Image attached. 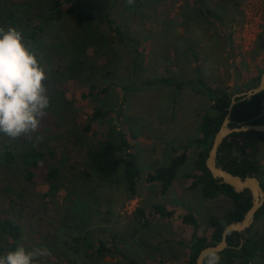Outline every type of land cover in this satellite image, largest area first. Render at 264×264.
I'll list each match as a JSON object with an SVG mask.
<instances>
[{"label": "rangeland", "instance_id": "obj_1", "mask_svg": "<svg viewBox=\"0 0 264 264\" xmlns=\"http://www.w3.org/2000/svg\"><path fill=\"white\" fill-rule=\"evenodd\" d=\"M9 1L0 0V10L10 4ZM106 1L84 0V3L98 9ZM187 1L190 4L188 7L181 0H148L140 8L142 11L138 10L140 13L136 14V20L128 26L141 32L145 56L143 73L138 79L131 75L132 55L121 45L116 56L117 60L120 58V78L103 102L81 97V92L86 88L79 81L53 76L56 68L65 71L69 62L66 56L58 55L54 47H41V54L37 48H32L48 69L46 85L49 96L59 98V102H50V105L58 103L62 110L57 117L53 108H48L43 117L48 123L43 125L41 121V127L32 134V140L22 137L8 142L15 149L43 143L55 147L63 156L62 187L56 193L44 197L48 193L46 185L28 184L26 187L25 196L36 212L33 220H30L35 228L39 229L41 222L44 223V219L36 222L37 216L59 213L66 215L70 223L86 222L90 229L95 228L107 241L111 235L119 236L121 250L142 263L159 264L162 259L163 264H183L188 256L187 244L192 235L191 226L182 222L183 213L195 215L199 224L197 233L208 235V216L221 215L231 207L230 200L224 195L203 198L198 187H189L190 179L185 174L194 170L193 161L197 152L194 146L189 148L188 160L178 169L172 186L164 194L160 192L159 184L146 180L148 172L166 165L172 156L182 151V145L198 134V122L202 113L209 108V101L189 89L178 93L174 87L160 83L125 94L119 85L135 84L144 78L156 76H174L183 80L191 76L194 65L201 64L200 68L209 84L229 86L238 92L245 91L251 80L261 74L264 69V0H239L235 12L231 14L229 11L224 15L222 24L214 16L197 11L198 4L194 0ZM209 6L205 1L204 11ZM182 10L188 12L183 18L180 14ZM218 13L221 14V11ZM197 15L201 19L195 23ZM186 19L193 22L191 26H187ZM201 22L205 27L202 28ZM187 31L200 38L195 39L185 33ZM199 32H203L202 37ZM216 34L224 35L228 42L217 38ZM214 40H220L221 48L216 44L211 48ZM205 44H208V50L213 51L206 52ZM87 52L91 53L92 48H88ZM95 106L113 107L116 110L102 122H97L98 133H112L114 128L122 127L137 134L136 138L130 139L140 170L135 197H128L120 180L101 181L91 173L89 176L81 174L85 168L84 149L80 147L81 143H76L75 138L82 137L81 123L86 113ZM37 137L43 139L37 140ZM230 141L235 153L245 148L256 154L262 168L258 177L264 182V134L256 137L242 132L237 137H230ZM16 161L9 168L0 162V185L7 183L6 178H9L12 186L18 187L21 168L19 160ZM156 204L163 205L171 212L169 219L155 213L153 206ZM44 207L47 209L45 213L42 210ZM137 208L143 210L146 225L143 224L144 219L138 217ZM257 222L258 226H264V213ZM41 243L51 251V255L45 258H49L52 264H60L58 245H48L36 232L26 231L21 245L31 250L40 247ZM80 264L89 263L81 259ZM99 264L126 263L113 251ZM253 264H264V258L255 259Z\"/></svg>", "mask_w": 264, "mask_h": 264}, {"label": "trees", "instance_id": "obj_2", "mask_svg": "<svg viewBox=\"0 0 264 264\" xmlns=\"http://www.w3.org/2000/svg\"><path fill=\"white\" fill-rule=\"evenodd\" d=\"M204 1H194L198 4V11L214 16L220 22L219 9L210 6L204 11ZM218 1H222L225 7L231 5L233 11L237 9L239 2V0ZM9 2L10 4L0 10V25L12 24L22 27L28 45L37 48L39 54L42 53L41 47L42 49L54 47L58 55L66 56L69 62L65 66V71L56 68L53 76L56 75L61 79L67 77L82 83L86 90L81 92V97L105 101L110 88L116 85L120 78L118 76L121 67L120 58L117 60L116 56L121 45L132 55L131 75L133 74L137 79L142 75L145 56L141 32L130 28L128 24L136 20V14L140 13L138 10L144 7L148 0H135L133 5H127L125 0H107L106 2L109 3L104 2V5L98 9L85 5L84 0H36L35 2L11 0ZM88 48H92L91 53L87 52ZM190 75L183 80H178L174 76H156L152 79L144 78L135 84H119L123 94L155 83L172 86L178 93L189 89L195 94L204 96L210 103L209 108L200 116L198 134L182 145V151L172 156L166 165L158 166L146 175V180L159 184L160 192L164 194L172 186L178 169L188 160L189 148L194 146L197 150L193 161L194 170L185 174L190 179L189 187H198L203 198L224 195L230 200L231 207L224 213L208 216V235L197 233L199 224L195 215L190 212L183 213L182 222L192 228V235L187 244L188 256L183 264H195L199 250L219 242L224 227L232 221L242 219L251 205V195L247 189L235 192L230 185L213 178L205 166L213 136L227 112L231 96L237 92V89L209 84L198 64L194 65ZM259 77L260 75L255 76L250 84H247L246 90L256 87ZM58 99V96H50L51 103L59 102ZM57 104H51L49 108H53V113L58 117L62 109ZM114 112L116 110L113 107L95 106L91 112L86 113L81 123L83 135L75 138L78 141L76 143H81L80 147L84 149L85 168L81 174L89 176L91 173L101 181L120 180L128 197L132 198L137 195L140 170L130 139L136 138L137 134L131 129L122 127L114 128L112 133L101 134L96 128L97 122H102ZM41 121L43 125L48 123L45 118ZM240 123H264L263 92L238 99L233 105L229 125L237 126ZM57 126L59 127L60 124ZM240 134L232 133L223 140L218 148L216 164L241 177L259 176L262 168L253 151L243 148L239 153L234 152L230 137H237ZM245 134L261 137L264 133L247 131ZM17 159L21 168L18 189L12 186L9 178H6L7 183L0 185V255L15 250L23 242L26 231H33L43 241H47L48 245L55 247L56 244L58 245L60 264H80L81 259L89 264H99L113 251L126 264H146L121 250L119 236L111 235L107 241L95 228L90 229L86 222L82 224L68 222L66 215L62 216L59 213L44 217L39 215L36 222L44 219V223L41 222L39 229L35 228L30 220H33L36 212L29 198L25 196L26 187L28 184L46 185L48 193L44 194V197L56 193L62 187L63 156L55 147L43 143L15 149L6 137L0 135V162L9 168L17 162ZM14 176L18 179L16 174ZM260 182L264 189V182ZM153 207L155 213L162 217L169 219L171 216V212L163 205L156 204ZM42 210L45 213L47 209L44 207ZM136 212L140 219H144L143 224L146 225L147 219L143 210L137 208ZM263 213L264 203L255 213L253 223L247 229L227 235L228 246L218 252L221 257L220 264H253L255 259L264 258V226H258L257 222ZM46 246L40 244V247ZM52 263L49 258L39 259V264ZM159 264H163L162 259L159 260Z\"/></svg>", "mask_w": 264, "mask_h": 264}, {"label": "clouds", "instance_id": "obj_3", "mask_svg": "<svg viewBox=\"0 0 264 264\" xmlns=\"http://www.w3.org/2000/svg\"><path fill=\"white\" fill-rule=\"evenodd\" d=\"M125 2L133 5L135 0ZM47 79L48 69L28 45L23 28L0 25V135L10 141L33 139L50 106ZM50 255L47 247L26 250L20 245L0 255V264H39ZM220 259L217 251L208 250L203 264H220Z\"/></svg>", "mask_w": 264, "mask_h": 264}, {"label": "water", "instance_id": "obj_4", "mask_svg": "<svg viewBox=\"0 0 264 264\" xmlns=\"http://www.w3.org/2000/svg\"><path fill=\"white\" fill-rule=\"evenodd\" d=\"M259 92H263L264 94V69L260 74L259 83L256 87L247 89L245 91L236 92L231 96L227 112L218 130L213 136L208 155L205 159V166L213 178L219 179L220 182L230 185L235 192H241L244 189H247L251 195V205L243 215L242 219L238 221H232L224 227L219 242L207 245L199 250L195 258V264H203L204 256L208 250H215L217 252L224 250L228 246L227 235L231 232H241L247 229L253 223L255 213L264 203V189L261 186L258 176L247 175L241 177L239 175L232 174L231 172L216 164L218 148L222 144L223 140L230 134L247 131L264 133V123H240L237 126L229 125L232 107L236 104L238 99H244Z\"/></svg>", "mask_w": 264, "mask_h": 264}, {"label": "crops", "instance_id": "obj_5", "mask_svg": "<svg viewBox=\"0 0 264 264\" xmlns=\"http://www.w3.org/2000/svg\"><path fill=\"white\" fill-rule=\"evenodd\" d=\"M195 1V0H194ZM205 1H207L208 2V4H210V6H216L220 11H221V14H220V22H219V24H222L224 21H223V18H224V15H226L229 11L231 12V14L232 13H234L235 11H233L232 10V7H231V5H228L227 7H225L222 3H221V1H219L221 4H222V6H221V4H219V2H217L216 0H205ZM204 1V2H205ZM187 2V3H186ZM193 2V1H192ZM181 3H184V5L185 6H189L190 4H189V2L187 1V0H181ZM209 6V7H210ZM198 11V10H197ZM188 12H186V11H184V10H182L181 12H180V14L182 15V18L183 17H185L186 16V14H187ZM198 19H201L200 18V16H198L197 15V18H195L194 19V22L195 23H198ZM192 21L191 20H188V19H186V24H187V26H191L192 25ZM201 26H202V28L203 27H205V24H203L202 22H201ZM181 33H183L184 34V32L182 31ZM185 33H187V34H189V35H191V36H193V37H195V39H197L198 40V38H200V37H198V36H196V35H192V34H190L188 31L187 32H185ZM200 33V32H199ZM201 34V37L203 36V32L202 33H200ZM216 37L217 38H219V39H221L222 41H224L225 43H227L228 42V38L227 37H225L224 35H222V34H220V36H217V34H216ZM213 47H211V48H214L215 47V44H216V46H218L219 48H221V46H220V44H221V42H220V40H214V42H213ZM208 44H205L204 46V49L206 50V52H209V51H213V49H210V50H208L209 48H207L208 46H207ZM212 45V44H211ZM207 46V47H206ZM220 54H221V52H220ZM199 66H201V64H198ZM202 67V66H201ZM202 75L205 77L206 75H205V73H204V71L202 72ZM205 79H206V81H207V78L205 77ZM209 82V81H208Z\"/></svg>", "mask_w": 264, "mask_h": 264}, {"label": "flooded vegetation", "instance_id": "obj_6", "mask_svg": "<svg viewBox=\"0 0 264 264\" xmlns=\"http://www.w3.org/2000/svg\"><path fill=\"white\" fill-rule=\"evenodd\" d=\"M264 95V94H263Z\"/></svg>", "mask_w": 264, "mask_h": 264}]
</instances>
